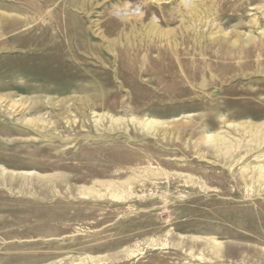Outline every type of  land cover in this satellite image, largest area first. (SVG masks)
<instances>
[{
  "label": "rangeland",
  "instance_id": "374dc122",
  "mask_svg": "<svg viewBox=\"0 0 264 264\" xmlns=\"http://www.w3.org/2000/svg\"><path fill=\"white\" fill-rule=\"evenodd\" d=\"M183 1L0 0V264H264V0Z\"/></svg>",
  "mask_w": 264,
  "mask_h": 264
},
{
  "label": "bare ground",
  "instance_id": "6f19581e",
  "mask_svg": "<svg viewBox=\"0 0 264 264\" xmlns=\"http://www.w3.org/2000/svg\"><path fill=\"white\" fill-rule=\"evenodd\" d=\"M184 2V4H186V6H188L189 4H190V0H184L183 1ZM190 6V5H189ZM191 8V7H190ZM189 12H191V11H189ZM193 12V11H192ZM134 16H137V14H135ZM143 123V122H142ZM144 125V124H143ZM148 126V125H147ZM153 127V126H152ZM218 139H220V137H219V134H217V135H213V136H209V137H207V140L208 141H211L212 143H215V142H217L218 141ZM223 140V139H222ZM224 141V140H223ZM224 143V142H223ZM223 145V144H222ZM93 189V188H92ZM85 190V189H84ZM81 193H82V191H81ZM91 193V192H90ZM93 193V192H92ZM88 194V193H87ZM94 194V193H93Z\"/></svg>",
  "mask_w": 264,
  "mask_h": 264
}]
</instances>
